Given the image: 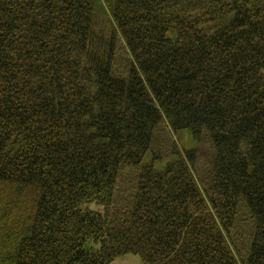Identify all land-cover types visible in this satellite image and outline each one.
<instances>
[{
  "label": "trees",
  "instance_id": "16d2710c",
  "mask_svg": "<svg viewBox=\"0 0 264 264\" xmlns=\"http://www.w3.org/2000/svg\"><path fill=\"white\" fill-rule=\"evenodd\" d=\"M128 254L264 264V0H0V264Z\"/></svg>",
  "mask_w": 264,
  "mask_h": 264
},
{
  "label": "rangeland",
  "instance_id": "374dc122",
  "mask_svg": "<svg viewBox=\"0 0 264 264\" xmlns=\"http://www.w3.org/2000/svg\"><path fill=\"white\" fill-rule=\"evenodd\" d=\"M126 61H127L126 54L121 50L118 53V65L120 64V66H121V67H118V69L120 72L123 71L122 66H124L126 64ZM168 131L169 130H166L167 135H169ZM175 139L177 140L179 146L183 149L195 148L197 145V143L193 140L189 130L178 131L175 135ZM204 142H205V140H204ZM154 150H155V148H154ZM163 164H164L163 162H160L158 164V166L161 167ZM207 165H208L207 160L204 158L201 159L200 163H197V166H196V172H195L196 175L198 176V172H200V169L202 170V169L206 168ZM124 179L126 180L128 178H124ZM118 186L122 187V189H123L122 193L120 192L119 197H120L121 204L125 205L126 204V198H128V196L130 194V192L128 190L129 187L124 182H120L118 184ZM96 209L98 211H100L98 207H96ZM113 264H143V262L141 261L139 256L128 254V255L116 258L113 261Z\"/></svg>",
  "mask_w": 264,
  "mask_h": 264
}]
</instances>
